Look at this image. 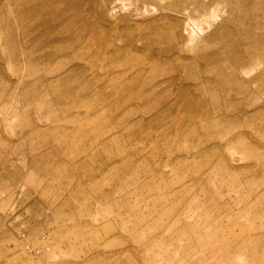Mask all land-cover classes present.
<instances>
[{
	"label": "rangeland",
	"instance_id": "374dc122",
	"mask_svg": "<svg viewBox=\"0 0 264 264\" xmlns=\"http://www.w3.org/2000/svg\"><path fill=\"white\" fill-rule=\"evenodd\" d=\"M0 264H264V0H0Z\"/></svg>",
	"mask_w": 264,
	"mask_h": 264
}]
</instances>
